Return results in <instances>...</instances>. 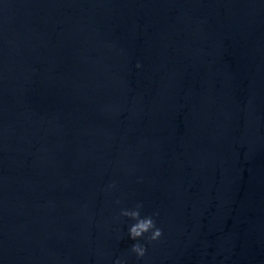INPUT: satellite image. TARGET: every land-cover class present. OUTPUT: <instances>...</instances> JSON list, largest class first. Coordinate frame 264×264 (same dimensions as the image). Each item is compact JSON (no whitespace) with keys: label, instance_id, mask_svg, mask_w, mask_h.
Masks as SVG:
<instances>
[{"label":"water","instance_id":"water-1","mask_svg":"<svg viewBox=\"0 0 264 264\" xmlns=\"http://www.w3.org/2000/svg\"><path fill=\"white\" fill-rule=\"evenodd\" d=\"M118 259L264 264V0H0V264Z\"/></svg>","mask_w":264,"mask_h":264},{"label":"clouds","instance_id":"clouds-1","mask_svg":"<svg viewBox=\"0 0 264 264\" xmlns=\"http://www.w3.org/2000/svg\"><path fill=\"white\" fill-rule=\"evenodd\" d=\"M139 67V65H137ZM119 203V201H117ZM143 205L137 203L133 209H122L120 215L127 217L135 223L131 224L128 229L129 238L133 241H139L141 238H145L148 243L158 240L162 236V230L156 225L154 216L158 213H154L150 216L141 217V209ZM145 234H148L145 236ZM130 251L136 255V257L142 258L146 253V247L137 242L133 243ZM115 264H125V261L118 259Z\"/></svg>","mask_w":264,"mask_h":264}]
</instances>
